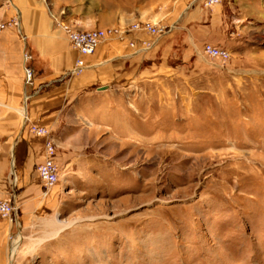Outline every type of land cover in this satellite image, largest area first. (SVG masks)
<instances>
[{"label":"rangeland","instance_id":"374dc122","mask_svg":"<svg viewBox=\"0 0 264 264\" xmlns=\"http://www.w3.org/2000/svg\"><path fill=\"white\" fill-rule=\"evenodd\" d=\"M38 1L52 11V0ZM254 1L246 54L230 53L242 65L123 97L127 138L89 149L88 175H60L54 209L0 218V264H264V0ZM75 2L101 28L166 26L175 4ZM9 3L0 13L14 12ZM54 221L71 226L51 238Z\"/></svg>","mask_w":264,"mask_h":264},{"label":"crops","instance_id":"0c3cea01","mask_svg":"<svg viewBox=\"0 0 264 264\" xmlns=\"http://www.w3.org/2000/svg\"><path fill=\"white\" fill-rule=\"evenodd\" d=\"M52 3L47 12L38 0H10L14 12L0 13V23L18 16L20 21L18 27L0 31V200H10L18 211L14 218L21 211L24 220L25 214L61 203V176L88 175L84 154L100 139L128 136L123 131L128 122L119 120L125 111L123 97H139L146 85L160 80L192 81L205 70L219 68L218 61L203 56L206 43L242 57L247 45L243 21L257 16L254 0H224L212 8L202 0H175L172 11L160 18L168 27L166 34L157 39L133 34L138 43L152 42L150 50L109 40L83 58L85 70L68 76L79 55L59 24L79 30L102 24L95 11L75 0ZM241 65L234 58L227 67ZM25 67L33 70L30 84L25 83ZM31 125L46 128L54 142L53 160L61 175L56 187L46 188L36 173L46 159L45 138L31 133Z\"/></svg>","mask_w":264,"mask_h":264},{"label":"built area","instance_id":"2783aa9c","mask_svg":"<svg viewBox=\"0 0 264 264\" xmlns=\"http://www.w3.org/2000/svg\"><path fill=\"white\" fill-rule=\"evenodd\" d=\"M202 1L204 7L212 8L221 4L224 0ZM19 25V21L13 18L8 22L7 26L18 27ZM59 25L65 34L70 48L79 55L74 66L66 73L68 76L79 74L85 70L87 66L84 63L83 58L92 55L96 48L106 41L117 40L120 42H126L129 48H137L138 42L132 37L133 34L143 33L157 39L168 32L167 26H160L151 22H139L130 26L92 28L85 30H79L64 23H60ZM5 27L6 25L0 24V31ZM138 44V49L141 51H148L153 47V43L146 40H140ZM202 54L209 59L218 61L222 69H227L231 59V54L227 49L208 43L202 46ZM27 59V55H24V60L26 61ZM24 76L25 83L30 84L33 78V70L29 67H25ZM29 129L34 135L45 138L44 147L46 159L41 164L37 165L35 169L44 186L46 188L53 187L58 183L60 177L59 169L53 160L55 154L54 142L50 138L49 132L46 128L31 125ZM16 212L17 207L10 200H0L1 219L12 221Z\"/></svg>","mask_w":264,"mask_h":264},{"label":"bare ground","instance_id":"6f19581e","mask_svg":"<svg viewBox=\"0 0 264 264\" xmlns=\"http://www.w3.org/2000/svg\"><path fill=\"white\" fill-rule=\"evenodd\" d=\"M50 226L52 228V231H51V235L50 236H51V238H55V237L58 236V234L60 232L64 231L66 228L70 227L71 224L67 223V224H63V225H60L59 226L54 221V222L50 223Z\"/></svg>","mask_w":264,"mask_h":264}]
</instances>
